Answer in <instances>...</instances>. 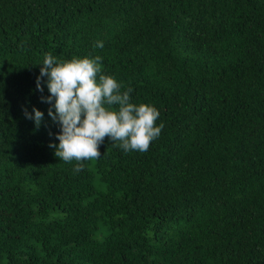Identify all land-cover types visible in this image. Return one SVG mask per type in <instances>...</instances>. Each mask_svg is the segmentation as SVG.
<instances>
[{
  "label": "trees",
  "instance_id": "trees-1",
  "mask_svg": "<svg viewBox=\"0 0 264 264\" xmlns=\"http://www.w3.org/2000/svg\"><path fill=\"white\" fill-rule=\"evenodd\" d=\"M49 52L154 106L149 149L60 161ZM0 264H264V0H0Z\"/></svg>",
  "mask_w": 264,
  "mask_h": 264
},
{
  "label": "clouds",
  "instance_id": "clouds-1",
  "mask_svg": "<svg viewBox=\"0 0 264 264\" xmlns=\"http://www.w3.org/2000/svg\"><path fill=\"white\" fill-rule=\"evenodd\" d=\"M96 47L103 48V42H97ZM43 77H47L50 95L42 96L41 101L52 105L48 116L60 128L55 137L59 144L49 147L56 149L60 161H76L73 169L76 173L83 170V161L101 157L99 149L106 137L119 142L118 146L125 152H146L161 134L164 125L156 123L159 111L151 105L131 103L133 89L121 91V83L102 74L100 56L59 61L49 52L36 79L41 93ZM22 110L25 118L33 120L39 128L44 113L35 107L34 115L27 108Z\"/></svg>",
  "mask_w": 264,
  "mask_h": 264
}]
</instances>
